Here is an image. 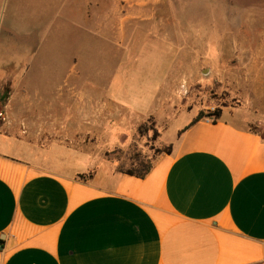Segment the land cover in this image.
Returning <instances> with one entry per match:
<instances>
[{"label": "rangeland", "instance_id": "rangeland-1", "mask_svg": "<svg viewBox=\"0 0 264 264\" xmlns=\"http://www.w3.org/2000/svg\"><path fill=\"white\" fill-rule=\"evenodd\" d=\"M212 107L264 141V0H3L0 135L28 163L126 171Z\"/></svg>", "mask_w": 264, "mask_h": 264}, {"label": "crops", "instance_id": "crops-1", "mask_svg": "<svg viewBox=\"0 0 264 264\" xmlns=\"http://www.w3.org/2000/svg\"><path fill=\"white\" fill-rule=\"evenodd\" d=\"M196 116L143 179L102 164L83 181L0 135V264H264V141L230 107L182 132Z\"/></svg>", "mask_w": 264, "mask_h": 264}, {"label": "trees", "instance_id": "trees-1", "mask_svg": "<svg viewBox=\"0 0 264 264\" xmlns=\"http://www.w3.org/2000/svg\"><path fill=\"white\" fill-rule=\"evenodd\" d=\"M222 109L221 108L220 109H216L215 113L211 114V115L200 111L197 114V116L192 120V122L182 132L188 130L190 127H192L193 125H195L196 123H198L199 121H201V120H203L205 118H210L215 123L217 120L220 119ZM139 129L141 131L142 127H140ZM171 152H172V145L165 146L164 148L159 149L157 151V154L151 160L138 159L135 162V167H133L132 169H129V170H126V171L120 170V171H117V172H119L121 174H126V175H129V176H133V177H136V178L143 179L151 171L153 163L156 161V159H158L160 156H163V155H170ZM94 173H95V170L87 173L86 175H79L78 178L83 180V181H86V180L92 179ZM0 244L2 245L3 241L0 240Z\"/></svg>", "mask_w": 264, "mask_h": 264}, {"label": "clouds", "instance_id": "clouds-1", "mask_svg": "<svg viewBox=\"0 0 264 264\" xmlns=\"http://www.w3.org/2000/svg\"><path fill=\"white\" fill-rule=\"evenodd\" d=\"M210 58H216L219 56V52L217 50V48L213 45L209 46V52L207 54Z\"/></svg>", "mask_w": 264, "mask_h": 264}, {"label": "built area", "instance_id": "built-area-1", "mask_svg": "<svg viewBox=\"0 0 264 264\" xmlns=\"http://www.w3.org/2000/svg\"><path fill=\"white\" fill-rule=\"evenodd\" d=\"M215 111H216V109L215 108H209L208 109V111H207V114H209V115H211V114H214L215 113ZM205 121H207V122H213L212 121V119H210V118H205ZM2 250V245L0 244V251Z\"/></svg>", "mask_w": 264, "mask_h": 264}]
</instances>
